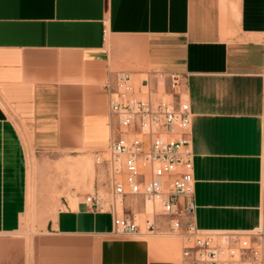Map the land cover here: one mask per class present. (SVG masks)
I'll list each match as a JSON object with an SVG mask.
<instances>
[{
  "label": "crops",
  "instance_id": "crops-1",
  "mask_svg": "<svg viewBox=\"0 0 264 264\" xmlns=\"http://www.w3.org/2000/svg\"><path fill=\"white\" fill-rule=\"evenodd\" d=\"M119 73L146 75L158 100L174 99L172 76L182 81L196 228L260 225L264 0H0V264H181L175 250L153 248L177 238L162 215L147 229L140 199L125 203L139 223L133 235L114 236L112 216L83 202L31 222L32 153L63 164L64 154L108 151Z\"/></svg>",
  "mask_w": 264,
  "mask_h": 264
},
{
  "label": "built area",
  "instance_id": "built-area-1",
  "mask_svg": "<svg viewBox=\"0 0 264 264\" xmlns=\"http://www.w3.org/2000/svg\"><path fill=\"white\" fill-rule=\"evenodd\" d=\"M116 79L110 114L117 121V136L108 150L111 198L99 192L87 196L89 210L112 216L114 236L133 235L139 223L125 203L140 199L152 206L145 219L149 231L158 229L156 217L169 219V230L181 244V264H264V202L254 230L202 231L191 221L197 209L192 112L181 79L170 78L172 101L138 98L128 73ZM142 87L149 82L142 80Z\"/></svg>",
  "mask_w": 264,
  "mask_h": 264
},
{
  "label": "rangeland",
  "instance_id": "rangeland-1",
  "mask_svg": "<svg viewBox=\"0 0 264 264\" xmlns=\"http://www.w3.org/2000/svg\"><path fill=\"white\" fill-rule=\"evenodd\" d=\"M142 80H148L146 75L137 79L133 78V87L135 95L138 98H148L151 93V86L143 88ZM159 93L164 92L163 78H159ZM154 98V97H153ZM183 99L186 100L185 96ZM60 154L37 155L32 153L31 170H32V218L31 222H39L48 219L61 209H76L78 204L83 202L87 196L99 192L105 200L111 198V185L108 180L110 172V163L112 160L111 153L105 151L97 155L81 154L80 158H70L64 154L63 164L55 162L60 158ZM68 159V160H67ZM67 162L65 163V161ZM79 161L78 163L88 165L92 162L93 169L90 171L81 170L80 167H71L69 163ZM106 164V166H105ZM109 164V166H108ZM86 172V173H83ZM147 212L152 214V206H147ZM144 219V218H143ZM175 246V256L181 259V244L179 240L172 239ZM165 247V246H161ZM159 248L158 246L153 247Z\"/></svg>",
  "mask_w": 264,
  "mask_h": 264
},
{
  "label": "bare ground",
  "instance_id": "bare-ground-1",
  "mask_svg": "<svg viewBox=\"0 0 264 264\" xmlns=\"http://www.w3.org/2000/svg\"><path fill=\"white\" fill-rule=\"evenodd\" d=\"M87 163H88L87 166L86 165L84 166V165L80 164V166H79L80 169L81 170H87V169H89L91 171L93 169L92 162L91 161H88ZM83 173H86V172H83ZM154 246H156V247L158 246L159 248H161V246H165L164 248L167 251H169V252H171L173 254L176 244L173 241L169 240V239L160 238V239H158V240H156L154 242Z\"/></svg>",
  "mask_w": 264,
  "mask_h": 264
}]
</instances>
